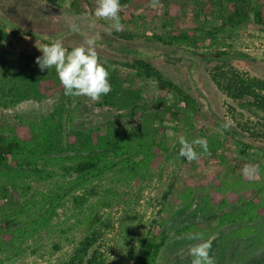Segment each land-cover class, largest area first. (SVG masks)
I'll return each mask as SVG.
<instances>
[{
  "label": "rangeland",
  "instance_id": "374dc122",
  "mask_svg": "<svg viewBox=\"0 0 264 264\" xmlns=\"http://www.w3.org/2000/svg\"><path fill=\"white\" fill-rule=\"evenodd\" d=\"M71 3L72 0H0V31L8 35L3 41L5 47L17 54L42 56L36 43H49L59 38L71 50L84 41L83 35L69 30V25L75 22L84 34L98 37L97 51L101 61H107L105 66L110 76L114 73L121 77L124 86H136L144 99H154L158 89L155 79L143 74L140 61L150 63L166 79L196 98L200 111L194 116L189 141L205 138L218 154L227 156L226 161L233 160L242 145L240 141L249 145L250 155L264 148V110L247 104L245 99L232 98L214 80L231 71L264 79V28L255 23L253 17L236 29L227 27L220 33H212L222 21L213 0H159L155 7L150 6L149 0H138L121 5L119 15L123 30L109 31L111 22L94 15L96 0H83L81 14ZM180 33L189 34L190 41L171 38ZM46 36L48 40L44 39ZM235 51L248 57L228 58L227 55ZM215 54L219 55L211 58ZM58 100L59 94L41 101L27 100L12 108H0V116L45 115L53 110ZM69 111L74 120L68 121L65 117L67 130L70 126L106 129L110 122H119L122 128L128 129L136 125L124 111L99 106L98 102L84 96H72ZM226 122L230 130L239 134L226 135L221 128ZM164 124L168 131L162 149L163 163L152 179L128 190L129 196L124 201L113 208L101 209L102 224L93 230L76 227L66 234L59 233L57 230L61 226L75 220L77 201L68 197L53 217L50 231L32 243L28 252L3 264H132L162 207L167 222L160 235L166 238V243L158 264H191L189 246L199 241L188 240L186 236L193 232L203 233L205 239L215 236L210 254L215 257L216 264H264V215L252 223L238 221L220 227L219 216L225 212L237 213L243 202L224 209L216 205L205 210L201 202L204 192L198 188L189 204L181 206L175 202L177 192L185 183L195 184L194 161L189 162L179 155L180 125L170 121ZM198 149L196 147V151ZM8 188V197L0 194V205L6 209L17 192L14 187ZM83 191L78 192L79 195H83ZM88 193L91 201L96 200L100 189ZM167 193L170 194L166 199ZM240 195L243 198L253 196L248 191ZM17 196V202H22L19 193ZM85 198L82 197V201ZM247 226H252L254 233L239 236L237 232ZM83 241L90 242L87 250L83 249Z\"/></svg>",
  "mask_w": 264,
  "mask_h": 264
},
{
  "label": "trees",
  "instance_id": "16d2710c",
  "mask_svg": "<svg viewBox=\"0 0 264 264\" xmlns=\"http://www.w3.org/2000/svg\"><path fill=\"white\" fill-rule=\"evenodd\" d=\"M82 3L83 0H72V8L81 14ZM213 4L218 6L222 21L212 33H220L227 27L236 29L251 17L264 28V2L213 0ZM7 38L8 35L0 31V108H12L31 99L41 101L56 94H59V102L45 115L0 116V194L8 197L11 186L19 190L23 198L18 203L16 192L7 203L8 209L0 205V255L3 256L0 264L25 254L32 243L50 231L53 217L68 197L77 201L75 220L61 226L59 233L66 234L76 227L93 230L102 224L101 209L113 208L124 201L129 196L128 190L152 179L163 163L162 149L168 131L164 122H176L182 130L179 134L189 139L194 116L200 111L192 94L166 79L150 63L140 61L143 74L157 82L158 95L154 99H144L136 86H124V80L112 73L109 75L111 92L98 102L99 106L124 111L135 122L133 128H122L119 122H110L106 129L70 126L67 130L65 117L68 121L74 120L69 111L72 96L64 94L55 69L42 71L36 63L39 55L8 50L3 43ZM171 38L189 42L191 36L180 33ZM227 56L248 57L241 51ZM214 80L227 95L245 99L247 104L264 110V79L231 71ZM222 129L226 135L239 134L229 128ZM240 142L242 145L231 161H226L224 154H218L214 146L208 145L210 155L199 148L200 159L192 163L195 184L185 183L177 192L175 202L181 206L189 204L196 188L204 192L201 202L205 210L216 205L224 209L243 202L237 213L225 212L219 216L220 227L238 221L252 223L264 215V148L250 155L249 145ZM95 188L100 189V196L91 201L88 191ZM81 190H84L83 195L78 193ZM243 191L253 196L243 198L240 195ZM169 194H165L166 199ZM82 197L88 198L82 201ZM159 213L132 264H158L166 243V238L160 234L167 222L163 207ZM237 233L246 237L252 235L254 229L247 226ZM81 244L84 250L90 247L88 241Z\"/></svg>",
  "mask_w": 264,
  "mask_h": 264
},
{
  "label": "clouds",
  "instance_id": "9594fccd",
  "mask_svg": "<svg viewBox=\"0 0 264 264\" xmlns=\"http://www.w3.org/2000/svg\"><path fill=\"white\" fill-rule=\"evenodd\" d=\"M150 6L155 7L159 0H149ZM120 0H96L94 15L97 19L110 21L109 31H122ZM69 30L73 33H80L84 36L83 43L73 46L71 50L66 47L62 39H54L49 43H36V47L42 52V56L36 57V63L40 69H55L59 81L64 88L66 96H84L93 102H99L102 96L111 92L109 70L105 67L107 61H101L97 51V39L95 35H86L81 31L80 26L72 22ZM48 40V37H44ZM230 127L229 123L222 125V128ZM171 134V133H170ZM179 155L189 162L198 161L201 153L196 147L202 149L203 153L210 155L208 142L205 138H195L189 141L185 136L179 137ZM186 238L192 241H199L189 246V254L192 257L191 264H216L212 256V243L214 235L207 239L203 233H188Z\"/></svg>",
  "mask_w": 264,
  "mask_h": 264
},
{
  "label": "flooded vegetation",
  "instance_id": "af4514ba",
  "mask_svg": "<svg viewBox=\"0 0 264 264\" xmlns=\"http://www.w3.org/2000/svg\"><path fill=\"white\" fill-rule=\"evenodd\" d=\"M135 1H138V0H120V3H121V5H125V4L131 3V2H135Z\"/></svg>",
  "mask_w": 264,
  "mask_h": 264
},
{
  "label": "water",
  "instance_id": "95a60500",
  "mask_svg": "<svg viewBox=\"0 0 264 264\" xmlns=\"http://www.w3.org/2000/svg\"><path fill=\"white\" fill-rule=\"evenodd\" d=\"M217 55H211V57H216Z\"/></svg>",
  "mask_w": 264,
  "mask_h": 264
}]
</instances>
